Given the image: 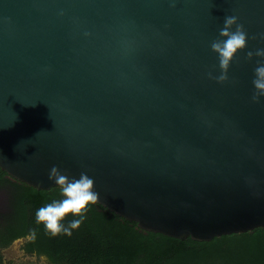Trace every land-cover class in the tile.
I'll use <instances>...</instances> for the list:
<instances>
[{
  "label": "water",
  "instance_id": "obj_1",
  "mask_svg": "<svg viewBox=\"0 0 264 264\" xmlns=\"http://www.w3.org/2000/svg\"><path fill=\"white\" fill-rule=\"evenodd\" d=\"M226 16L247 44L219 82ZM257 49L264 0H0V169L38 190L84 172L96 203L181 240L264 228Z\"/></svg>",
  "mask_w": 264,
  "mask_h": 264
},
{
  "label": "trees",
  "instance_id": "obj_2",
  "mask_svg": "<svg viewBox=\"0 0 264 264\" xmlns=\"http://www.w3.org/2000/svg\"><path fill=\"white\" fill-rule=\"evenodd\" d=\"M15 181L18 189L7 206L0 209V250L14 239L28 237L23 250L45 256L50 264H264L263 227L216 236L209 241L190 236L181 240L139 228L136 222L98 203L88 206L86 218L70 236H54L43 224L36 223L35 213L63 198L59 186L38 190ZM73 219L79 217L69 214L62 223L67 226ZM33 230L34 239L30 238Z\"/></svg>",
  "mask_w": 264,
  "mask_h": 264
},
{
  "label": "clouds",
  "instance_id": "obj_3",
  "mask_svg": "<svg viewBox=\"0 0 264 264\" xmlns=\"http://www.w3.org/2000/svg\"><path fill=\"white\" fill-rule=\"evenodd\" d=\"M236 16H226L224 19V27L220 30L219 37L211 43V49L218 53L219 66L222 73L219 77H215L219 82L228 79L227 71L230 62L233 60L238 50L246 47L247 33L242 24L237 23ZM236 25L235 31L232 30ZM253 55L264 57V49H257L255 53L249 51L248 59ZM259 63V62H258ZM255 78L253 85L257 92L253 95V100H257L259 96L264 95V64H259L254 69ZM211 75V74H210ZM49 179H54L61 190L62 199L53 200L52 202L40 207L36 213V223L43 224L45 229L52 235L64 233L71 235L73 229L80 227L90 204H95L99 199V193L94 191V179L90 178L86 173L81 172L79 178H71L59 170L57 166H53L49 173ZM69 214L78 216L79 219L71 220L67 226L62 221ZM35 230L31 232L30 238L34 239Z\"/></svg>",
  "mask_w": 264,
  "mask_h": 264
},
{
  "label": "rangeland",
  "instance_id": "obj_4",
  "mask_svg": "<svg viewBox=\"0 0 264 264\" xmlns=\"http://www.w3.org/2000/svg\"><path fill=\"white\" fill-rule=\"evenodd\" d=\"M25 241L26 239H16L0 250L3 264H50L45 256L26 253L22 248Z\"/></svg>",
  "mask_w": 264,
  "mask_h": 264
},
{
  "label": "flooded vegetation",
  "instance_id": "obj_5",
  "mask_svg": "<svg viewBox=\"0 0 264 264\" xmlns=\"http://www.w3.org/2000/svg\"><path fill=\"white\" fill-rule=\"evenodd\" d=\"M15 182L16 181L13 177L9 176L6 173H2V171H0V209H3L7 206L9 198H12L13 197L12 194L16 192V189H18L14 184ZM17 239L27 240L28 237H20Z\"/></svg>",
  "mask_w": 264,
  "mask_h": 264
}]
</instances>
